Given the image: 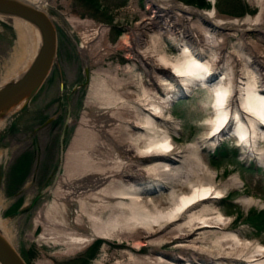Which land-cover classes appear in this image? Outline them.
I'll return each instance as SVG.
<instances>
[{
    "label": "rangeland",
    "instance_id": "obj_1",
    "mask_svg": "<svg viewBox=\"0 0 264 264\" xmlns=\"http://www.w3.org/2000/svg\"><path fill=\"white\" fill-rule=\"evenodd\" d=\"M46 10L58 28L56 63L30 103L0 127V215L26 262L188 264V257L192 264H210L218 256L215 241L225 231L264 245V160L245 149L231 128L206 138L212 128L208 118L214 115L210 87L188 88L174 80L176 88L167 89L160 83V56L179 59L182 45L189 43L200 60L211 62L213 83H228L231 74L239 82L233 101L242 107L243 82L254 75L264 77V0H50ZM211 11L217 14L215 21L200 16ZM188 28L197 40L185 32ZM206 29L215 35L216 45L207 40ZM17 39L15 28L0 19V86L19 74ZM215 55L220 56L217 65ZM245 76L250 78L242 79ZM143 89L151 97L169 99L158 122L161 132L169 131L176 152L191 142L200 145L202 162L214 173L212 184L224 189V196L195 211L212 207L214 216L221 212L229 218L226 225L198 229L183 238L176 231L187 218L163 226L152 223L150 229L135 225L129 206L120 204L121 199L147 209L172 204L169 180L147 167L149 159L137 154L133 142L143 130L133 123L137 116L132 104L140 103ZM59 111L54 133L37 129ZM195 161L192 157L190 162ZM88 172L103 180L81 187L78 181ZM235 178L237 184L225 189ZM133 185L149 187L131 198L104 193L113 186L122 190ZM189 190L183 186L178 191ZM243 196L259 203L245 207L239 202ZM111 202L128 211L126 216L116 213L121 220L116 229L82 243L71 240L69 233L89 235L101 218L109 219ZM149 230L153 232L146 235ZM225 247L233 250L229 244Z\"/></svg>",
    "mask_w": 264,
    "mask_h": 264
},
{
    "label": "bare ground",
    "instance_id": "obj_2",
    "mask_svg": "<svg viewBox=\"0 0 264 264\" xmlns=\"http://www.w3.org/2000/svg\"><path fill=\"white\" fill-rule=\"evenodd\" d=\"M32 1L36 2L41 7L46 8L50 0ZM200 16L211 21L217 19L215 11L206 12ZM0 19L8 21L17 32V47L14 55L16 57L15 62L17 63L16 73H19L18 75H20L30 66L32 60L36 56L41 43L40 32L33 23L25 19L9 17L1 14ZM217 23L222 25L230 22L218 20ZM152 26L155 27V25ZM216 27H218V25ZM205 31L207 33V40L212 45H216L217 40L215 35L207 29ZM185 32L190 34L189 37L192 38L193 41L198 39V36H194L193 29L188 28ZM91 36V33L87 34L86 38L89 39ZM160 60L162 65L160 67V72L164 75L160 80V83L161 85H166L167 89L176 88L178 84L176 85V82H172L174 80H181L188 86V88H193V85L194 88L198 85L210 87L209 89L212 91L214 115L213 117L208 118L212 128L209 136L206 137L207 139H213L216 135L217 137L221 136L224 134L223 131L225 129L231 128L234 136L239 142H241V145L244 146L245 149L252 150V154H256L262 161L264 160V148L262 146V143L264 142V77L262 74H259V76L254 75L251 79L245 81V83L243 82V106L241 107L233 101L239 82L237 81V83H235L231 74L229 75L228 83H226L225 79L213 83L212 81L216 78V73L212 72L213 66L211 62L200 60V58L194 54L189 43L182 45L181 57L179 59H168L164 56H160ZM212 60L217 65L218 61H220V56L215 55ZM16 77H14V75L13 77L10 76L8 81ZM246 77L247 76L242 77V79H246ZM169 78L170 80H168ZM247 78H250V76ZM143 92V97L139 99L140 103L132 104L135 115L137 116L134 118L133 123L137 124V127L143 130L142 133L133 138V142L138 144V147L136 148L137 154L149 159V161H147V167L149 168L151 166L149 169L157 171L159 176H163L164 179L166 178L169 180L166 185L171 189L170 198L172 204L169 207L155 206L154 209L144 208V206L135 203L134 201L125 203L123 199L119 201L120 204L122 206H126V204L129 206H127L131 211L129 218L132 219L135 225L151 227L150 229L153 228L152 223L163 226L166 221L178 222L183 218H187L186 223L184 225H179L176 231V234H181V236L184 234V236H182L183 238L198 233V229L226 225L229 218L224 216L221 212L218 213L217 216H214L216 212L212 210V207L207 208L208 206H205L199 211H195L202 204L224 196V189L212 184L214 173H212L209 167L202 162L199 155L201 149L200 145L197 142H191L187 147H183L182 150L176 152L169 131L161 132V126L158 122V119H162L165 113V107L170 102L169 99L157 96L151 97L146 89H143ZM149 96L150 99H148ZM221 100L223 103H221ZM20 105L21 104L17 107L12 106V112H9L8 114L6 113V115L0 117V127L5 124L7 117L17 110ZM150 105L151 107H154V112L150 111V108L148 109V106ZM140 142H143V145L139 146ZM182 156H185V159L180 161L179 158ZM192 157L196 160L193 163L190 162ZM179 162H181V164L176 167L175 165L179 164ZM102 180L103 179L98 177L96 173L88 172L84 176H81L78 182L82 183L81 187H84L89 183L93 182L94 184L96 182H101ZM237 182L238 179L236 178L229 180L225 184V189L236 185ZM161 185L160 182V184L155 185V188H159ZM183 186L190 188L189 192H179L178 190H181ZM148 187L149 186L133 185L132 188L123 187L122 190H119L113 186L111 190L108 191L106 189L104 193H113L114 195L119 194L122 196L120 198H131L128 196L137 193L136 191L138 190H146ZM79 188L80 187L78 186L73 187L74 190H79ZM96 195L98 194L96 193ZM239 202L245 207L257 205L259 203L254 198L246 196L241 197ZM81 203L84 204L85 202ZM108 204L113 213L109 219L105 221L101 218L102 223L96 224L94 227L95 232L89 235L74 236L69 233L71 240L82 243L93 239L97 234H105L104 236L106 237L107 229L108 231L116 229L118 225L121 224V220L117 214L124 213L126 216V212L128 211L116 209L113 202ZM0 232H3L9 240L11 239V233L1 215ZM151 232L153 231L149 230L144 233L147 235ZM201 240L203 239L201 238ZM227 240H232V243ZM215 244L218 248V256L212 259L210 264H229L226 263L229 260L233 261L234 264H239V260H243V264H264V245L254 244L250 240L242 239L236 232L225 231L223 235L215 241ZM226 244H229L233 250H226ZM139 249L142 250L143 247H140ZM159 259L162 260L161 257ZM181 260H183V258ZM186 260L189 261L188 264H192L190 258L186 257ZM135 262L138 264H149V261L140 262L136 260Z\"/></svg>",
    "mask_w": 264,
    "mask_h": 264
},
{
    "label": "water",
    "instance_id": "obj_3",
    "mask_svg": "<svg viewBox=\"0 0 264 264\" xmlns=\"http://www.w3.org/2000/svg\"><path fill=\"white\" fill-rule=\"evenodd\" d=\"M0 14L30 21L41 35L40 47L30 66L16 78L0 86L1 117L12 112L14 106L21 104L20 107H25L45 83L57 60L58 28L46 8L32 0H0ZM1 174L0 169V182ZM0 263L28 264L3 232H0Z\"/></svg>",
    "mask_w": 264,
    "mask_h": 264
},
{
    "label": "flooded vegetation",
    "instance_id": "obj_4",
    "mask_svg": "<svg viewBox=\"0 0 264 264\" xmlns=\"http://www.w3.org/2000/svg\"><path fill=\"white\" fill-rule=\"evenodd\" d=\"M42 111L44 112L43 109H42ZM59 114H61V111L57 112L56 114L50 115L49 118L48 117L44 118L41 121L42 123H39L38 124V128L37 129H40V128L41 129H49V131L52 130L51 132L54 133L57 128H55V125L56 124H53V123H54V120H57L58 119ZM50 120H51V122L45 123L46 121H50Z\"/></svg>",
    "mask_w": 264,
    "mask_h": 264
},
{
    "label": "snow or ice",
    "instance_id": "obj_5",
    "mask_svg": "<svg viewBox=\"0 0 264 264\" xmlns=\"http://www.w3.org/2000/svg\"><path fill=\"white\" fill-rule=\"evenodd\" d=\"M221 103H223V101L221 100Z\"/></svg>",
    "mask_w": 264,
    "mask_h": 264
}]
</instances>
